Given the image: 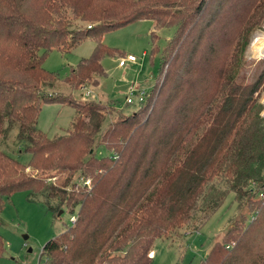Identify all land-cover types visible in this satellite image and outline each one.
<instances>
[{"label":"trees","instance_id":"trees-1","mask_svg":"<svg viewBox=\"0 0 264 264\" xmlns=\"http://www.w3.org/2000/svg\"><path fill=\"white\" fill-rule=\"evenodd\" d=\"M140 20L154 24L153 41L155 31L176 32L146 100L102 131L114 105L73 92L98 86L102 57L117 55L102 35ZM263 23L264 0H0V136L16 127L17 152L29 155L22 164L0 148V202L26 192L53 214L77 208L38 264H151L156 240L198 231L229 194L249 219L199 264H264V73L238 81L249 35ZM87 39L91 56L64 80L71 93H48L58 77L43 68L47 54ZM45 104L73 109L65 135L37 129ZM98 146L107 156H96Z\"/></svg>","mask_w":264,"mask_h":264},{"label":"rangeland","instance_id":"rangeland-1","mask_svg":"<svg viewBox=\"0 0 264 264\" xmlns=\"http://www.w3.org/2000/svg\"><path fill=\"white\" fill-rule=\"evenodd\" d=\"M87 25L89 24L77 23L78 27ZM153 32L154 24L151 21L140 20L102 35L101 43L117 55L107 54L102 57L101 65L105 75L98 79V86L94 87L88 83L84 90L73 92V96L79 100H94L114 105L115 112L106 119L102 131L115 119L118 112L130 115L139 108L135 104L136 101L133 104L126 103L130 87L134 86V89H137L136 93H146V95L153 87L162 52L173 38L176 28L169 27L155 31L154 41ZM262 32L264 33V23L254 28L249 35L243 53L244 66L238 75V81L241 83H252L260 73H264V59H251L248 53L253 37ZM260 45L264 47V40ZM94 47V41L87 39L68 52L51 50L43 62V68L48 73L55 74L58 80L52 89L46 91L70 94V88L64 80L82 59L91 56ZM128 55L134 56L136 62L119 67V58ZM86 91H89L88 96ZM143 97L145 99V96ZM260 102L264 106V89ZM74 115L70 106L42 105L37 117V129L48 139L65 135L70 130ZM261 116L264 117V109ZM15 136L16 127L6 139L0 136V148L13 155L12 157L22 164H26L29 155L17 152L22 146L16 142ZM99 139L100 135L95 138L96 145ZM95 153L97 157H105L108 154L102 146L96 147ZM27 195L26 192H17L10 197L2 198L0 202V237L5 244V252L0 258V264L43 262L41 251L45 244L70 228L71 218L77 215V208L72 213L63 208L53 214L42 202L29 199ZM249 216L245 202L243 201L238 207L234 196L229 194L220 209L198 231L192 227L186 228L176 235L156 240L151 248L153 253L150 254L153 257L151 264H199L206 257L211 246L219 241L227 230L234 227L236 221L241 224L244 219H249Z\"/></svg>","mask_w":264,"mask_h":264},{"label":"built area","instance_id":"built-area-1","mask_svg":"<svg viewBox=\"0 0 264 264\" xmlns=\"http://www.w3.org/2000/svg\"><path fill=\"white\" fill-rule=\"evenodd\" d=\"M264 40V33H259L258 35H255L250 43L248 53L250 54L251 59H264V47H261V41ZM136 58L134 56L128 55L126 57L119 58V67H125L127 63H135ZM132 88V89H131ZM136 88V87H135ZM137 89H134V86L130 87L128 91V95L126 97V103L127 104H133L134 101L137 102V104L142 103L146 100L147 95L146 93L139 94L136 93ZM88 92L86 93V96H88ZM145 96V99L144 97ZM136 104V103H135ZM86 185H89V182H86ZM75 222L74 218H71V223L73 224Z\"/></svg>","mask_w":264,"mask_h":264},{"label":"crops","instance_id":"crops-1","mask_svg":"<svg viewBox=\"0 0 264 264\" xmlns=\"http://www.w3.org/2000/svg\"><path fill=\"white\" fill-rule=\"evenodd\" d=\"M130 64H132V63H130ZM152 255H153V253H152Z\"/></svg>","mask_w":264,"mask_h":264},{"label":"water","instance_id":"water-1","mask_svg":"<svg viewBox=\"0 0 264 264\" xmlns=\"http://www.w3.org/2000/svg\"><path fill=\"white\" fill-rule=\"evenodd\" d=\"M25 239H26V237H25Z\"/></svg>","mask_w":264,"mask_h":264}]
</instances>
